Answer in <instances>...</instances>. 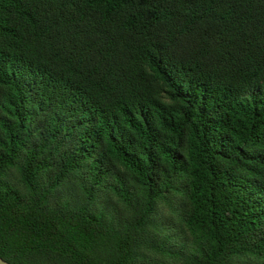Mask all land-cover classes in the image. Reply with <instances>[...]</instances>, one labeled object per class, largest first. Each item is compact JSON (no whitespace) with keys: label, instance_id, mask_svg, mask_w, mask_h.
<instances>
[{"label":"trees","instance_id":"16d2710c","mask_svg":"<svg viewBox=\"0 0 264 264\" xmlns=\"http://www.w3.org/2000/svg\"><path fill=\"white\" fill-rule=\"evenodd\" d=\"M155 253L264 264V0H0V256Z\"/></svg>","mask_w":264,"mask_h":264},{"label":"rangeland","instance_id":"374dc122","mask_svg":"<svg viewBox=\"0 0 264 264\" xmlns=\"http://www.w3.org/2000/svg\"><path fill=\"white\" fill-rule=\"evenodd\" d=\"M168 213L167 211H165V208H163L162 210H160V213L157 215L158 220L163 224V227H165V229L162 231V233L164 232H168V233H172L173 236L175 234L179 235V241H176L177 246L180 244V242L186 240L185 234L182 232L180 228L177 226V222L175 220L174 217H172L171 215H169L167 217ZM174 242H171V244H173ZM187 249H185L184 251H186ZM153 257H155V259L153 260L154 262L152 264H184L182 262V260L180 259H172V258H168V257H163L161 256L159 253H155V255H153Z\"/></svg>","mask_w":264,"mask_h":264},{"label":"water","instance_id":"95a60500","mask_svg":"<svg viewBox=\"0 0 264 264\" xmlns=\"http://www.w3.org/2000/svg\"><path fill=\"white\" fill-rule=\"evenodd\" d=\"M0 264H11V263L2 256H0Z\"/></svg>","mask_w":264,"mask_h":264}]
</instances>
